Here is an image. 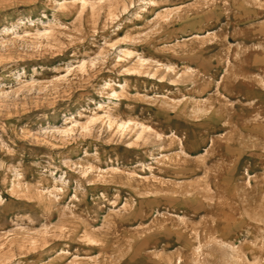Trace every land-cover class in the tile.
<instances>
[{
	"label": "rangeland",
	"instance_id": "obj_1",
	"mask_svg": "<svg viewBox=\"0 0 264 264\" xmlns=\"http://www.w3.org/2000/svg\"><path fill=\"white\" fill-rule=\"evenodd\" d=\"M0 264H264V0H0Z\"/></svg>",
	"mask_w": 264,
	"mask_h": 264
}]
</instances>
